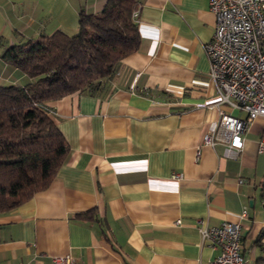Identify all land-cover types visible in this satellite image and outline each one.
Listing matches in <instances>:
<instances>
[{
	"label": "crops",
	"instance_id": "0c3cea01",
	"mask_svg": "<svg viewBox=\"0 0 264 264\" xmlns=\"http://www.w3.org/2000/svg\"><path fill=\"white\" fill-rule=\"evenodd\" d=\"M105 0H0V84L31 78L1 50L55 30ZM140 43L92 91L45 103L69 151L49 185L0 215V264H211L219 248L199 227L241 219L244 264H264V117L246 124L234 158L203 135L219 114L207 105L208 0H140ZM227 112L244 117L239 110ZM180 173V179L172 174Z\"/></svg>",
	"mask_w": 264,
	"mask_h": 264
},
{
	"label": "trees",
	"instance_id": "16d2710c",
	"mask_svg": "<svg viewBox=\"0 0 264 264\" xmlns=\"http://www.w3.org/2000/svg\"><path fill=\"white\" fill-rule=\"evenodd\" d=\"M140 0H105L96 13L80 11L76 32L55 30L1 50L32 80L0 84V215L46 188L68 154V144L45 103L92 91L137 50L133 12Z\"/></svg>",
	"mask_w": 264,
	"mask_h": 264
},
{
	"label": "built area",
	"instance_id": "2783aa9c",
	"mask_svg": "<svg viewBox=\"0 0 264 264\" xmlns=\"http://www.w3.org/2000/svg\"><path fill=\"white\" fill-rule=\"evenodd\" d=\"M208 4L214 15V29L204 49L215 99L207 107L216 109L219 117L203 135V142L223 143V155L234 158L243 147L246 124L264 117V0H208ZM137 14L138 8L133 12L135 17ZM227 109L242 111L244 117L231 115ZM259 150L264 151V137L259 141ZM171 177L180 179L181 174ZM246 216L247 210L243 209L240 218ZM241 219L199 227L201 242L219 248L211 264H244ZM70 260L69 255L53 257L59 264Z\"/></svg>",
	"mask_w": 264,
	"mask_h": 264
}]
</instances>
